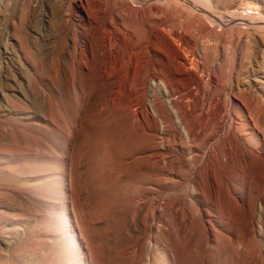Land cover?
Returning a JSON list of instances; mask_svg holds the SVG:
<instances>
[{
    "label": "rangeland",
    "instance_id": "374dc122",
    "mask_svg": "<svg viewBox=\"0 0 264 264\" xmlns=\"http://www.w3.org/2000/svg\"><path fill=\"white\" fill-rule=\"evenodd\" d=\"M102 1H112L117 10L118 0ZM128 1L147 15L151 0ZM198 2L241 22L220 25L224 40L207 35L196 49L204 58L215 55L214 81L231 83L221 99L245 115L247 125L238 130L262 141L264 109L255 123L235 92L242 87L236 72L248 41L249 69L260 73L239 77L261 87L264 96V30L253 28L264 27V0ZM79 3L0 0V264H264V168H233L229 160L203 173L200 163L189 161L186 138L173 141L161 123L150 135L123 104L127 96L108 101L104 93L88 91L83 71L63 61L69 58L70 31L83 27ZM81 3L94 13L91 0ZM186 12L183 20L189 19ZM124 23L136 27L131 16ZM197 31L204 27L191 29ZM88 40L98 47L97 35L90 33ZM77 43L86 52L78 38ZM122 50L118 79L128 69L129 51ZM155 72L148 105L152 87L171 74L164 64ZM72 84L86 88L78 96ZM223 134L224 129L213 135L209 145ZM155 151L173 160L158 163Z\"/></svg>",
    "mask_w": 264,
    "mask_h": 264
},
{
    "label": "bare ground",
    "instance_id": "6f19581e",
    "mask_svg": "<svg viewBox=\"0 0 264 264\" xmlns=\"http://www.w3.org/2000/svg\"><path fill=\"white\" fill-rule=\"evenodd\" d=\"M79 2L83 13H78V18L83 27H80L78 33L70 31L72 45L67 52L69 58L63 61L69 68L83 71L89 80L88 91L102 92L108 97V101L127 96L123 104L132 118L140 122L142 130L149 132L150 135L158 133L161 123L165 133L172 137L173 141L181 142L182 138H186L190 147L189 161L200 163L203 173L207 167L215 166L214 163L217 162L222 167L229 160H233L230 163L233 168H253L256 165L264 168V139L254 141L249 133L238 130V126L247 125L245 115L237 110L233 112L231 104L221 99L223 89H231V83L221 86L214 81L215 55L204 58L198 55L196 49L197 42L207 35H216L218 42L221 43L224 40V32H220L219 26L236 22V19L224 13L213 14L207 11L202 8L203 4L201 5L202 2L198 0H151L147 4V15L140 9L133 8L128 0H118L117 10L112 9V1L91 0L94 6L93 14H89L84 9L81 0ZM133 2L143 4L147 3V0H133ZM158 4H164L166 8H161ZM171 4L176 6L174 11L167 9ZM184 11H187L188 20L182 18ZM199 12H203L204 15ZM126 16H131L136 27L132 28L124 23ZM246 23L252 24L247 21ZM200 27H204V31H197V35L191 32V29L197 30ZM253 28L264 30L262 24H255ZM233 29L234 27L231 26L232 33ZM90 33L97 35L99 40L97 48H94L88 40ZM77 38L85 46L86 52H83L77 43ZM230 43L229 47L236 51L233 42ZM249 46L248 41H245L244 57L240 59L236 72L238 75L236 81L242 87L237 88L235 95L245 105L248 116L256 123L264 109L262 88L255 89L250 82L246 83L243 81L244 78L239 77L241 74H246L245 78L249 79L251 77L248 75L249 72L255 73L254 75L260 73L256 68L249 69L250 66L253 67V64L249 65L250 61L246 60L248 56L250 58ZM125 48L129 51L128 69L118 79L124 63L122 49ZM151 53H154V57ZM224 53L225 56L226 52ZM150 54L153 57L152 65H149ZM166 60L169 62L167 63ZM162 64L165 65L166 72L171 74L165 76L161 85L152 87L150 105H148L145 102L147 86L152 77L157 75L155 67ZM228 70L233 74L231 65H228ZM252 80L256 79L252 78ZM150 84L153 82L150 81ZM85 88L72 84V91L78 96ZM165 95H174V98L167 101ZM231 115L240 121L231 119L228 122L227 118ZM206 127L209 128L208 133L205 132ZM223 129L224 134L219 136L218 142L209 145L212 136H217ZM202 143L211 146L212 149L208 150L201 146ZM165 148L170 147L166 145ZM245 151L247 156L243 155ZM180 153H183L182 147ZM152 156L161 164H169L173 160L172 157L166 158L156 151ZM205 156L209 157V161L206 159L203 162ZM183 161L181 155L179 162L183 163Z\"/></svg>",
    "mask_w": 264,
    "mask_h": 264
}]
</instances>
